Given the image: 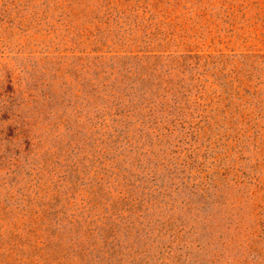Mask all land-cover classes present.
<instances>
[{
  "label": "rangeland",
  "instance_id": "obj_1",
  "mask_svg": "<svg viewBox=\"0 0 264 264\" xmlns=\"http://www.w3.org/2000/svg\"><path fill=\"white\" fill-rule=\"evenodd\" d=\"M0 264H264V0H0Z\"/></svg>",
  "mask_w": 264,
  "mask_h": 264
}]
</instances>
